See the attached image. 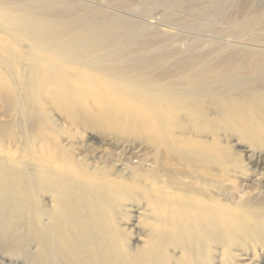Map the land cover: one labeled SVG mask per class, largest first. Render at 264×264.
Masks as SVG:
<instances>
[{"label":"bare ground","instance_id":"1","mask_svg":"<svg viewBox=\"0 0 264 264\" xmlns=\"http://www.w3.org/2000/svg\"><path fill=\"white\" fill-rule=\"evenodd\" d=\"M57 2L0 0L1 33L15 41L22 38L28 42L27 52L20 51L19 55H28L29 62L19 83H14L21 98L32 90L35 94L51 72L62 74L60 80L69 76L71 86L82 83L85 75L77 69L69 72L57 65L45 68L43 73L37 64L47 53L71 61L103 51L99 61H104L137 33V27L123 18L101 16L96 8L81 7L69 0ZM115 5L125 9L128 6L121 1ZM254 24L250 19L241 28L232 26L230 38H221L219 45L228 42L246 56L252 52L264 54V46L242 41L249 37L246 29ZM8 55L9 51L0 45V61ZM236 56L216 61L194 57L185 60L182 68L181 62L174 63L172 72L185 75L186 91L182 92L186 101L203 109L206 94H216L221 88L227 94L232 86L246 90L255 80L251 75L255 63L251 71L236 70L231 65ZM128 64L121 72H113L119 78L117 85L129 87L136 83L140 93L151 90L155 84L125 77L131 70ZM256 67L262 75L263 66ZM100 71L110 73L106 66ZM169 72L164 70L162 75ZM157 84L155 91L162 88ZM168 97L167 93L154 97L153 110L161 111ZM233 99L216 111H204L210 128L204 135L207 140L180 132L156 142L154 152L163 154L164 159L153 161V166L146 164L154 174H148L147 168L138 170L129 161L150 148L141 142L125 140L117 145L125 150V159L131 165L122 168L121 163L114 162L119 168L113 176L63 167L56 157L28 148L26 143L11 148L0 142V260L4 262L7 257L6 264H264V200H241L226 191L236 178L264 179V166L257 165L264 158H253L254 150L244 146L248 168L219 169L213 146L208 149L213 166L204 168V156L186 148L188 143L212 144L220 140L241 146L234 132L247 135L250 128L259 125L253 117L252 98L243 94ZM238 103L243 107L239 109ZM21 109L28 112L24 106ZM217 122L221 126H216ZM186 123L194 121L187 117ZM145 128L160 134L161 125L150 121ZM99 152L102 151L95 153ZM184 153L194 159L191 165L178 168L174 157Z\"/></svg>","mask_w":264,"mask_h":264},{"label":"rangeland","instance_id":"2","mask_svg":"<svg viewBox=\"0 0 264 264\" xmlns=\"http://www.w3.org/2000/svg\"><path fill=\"white\" fill-rule=\"evenodd\" d=\"M35 1L42 4L46 0ZM57 1L59 4V0ZM69 1L80 4L81 7L96 8L101 16L123 18L137 27V33L132 41H126L115 52H110L109 58L104 61H99L103 51H94L71 61L47 53L37 64L42 66L43 73L45 68L57 65L69 72L77 69L85 75L82 83L71 86L69 76L60 80L62 74L51 72L46 74L45 85L35 94L32 90L25 93L29 96L21 98L14 83H19L29 62L28 55H19L20 51L27 52L28 42L22 38L16 39L19 41L8 38L1 33L3 26L0 25V45L9 51L6 59L0 61V142L8 143L11 148H20L21 143H26L28 148L42 150L43 153L56 157L58 164L63 167L88 169L100 176H113L119 168L114 162L121 163V167L126 168L131 165L129 161L138 170V167L147 168L148 174H152L150 166H153V161L164 159L163 154L157 155L154 152L156 142L172 138L180 132L207 140L204 135L209 134L206 130L209 128L206 125L209 121L204 111H216L224 103L234 101V97L246 94L252 98V109L255 112L252 116L258 121L259 127L250 128L251 132L247 135L234 132V138L241 146H231L228 141L220 140L212 144L211 141L188 143L186 148H193L204 156V168L213 166L208 151L213 146L217 153L216 167L219 169L248 168L242 151L244 146L254 150L253 158H264V72L260 75L255 70L259 69L256 65L263 66L264 70V54L252 52L246 56L242 51L232 49L228 42L219 45L223 42L221 38H230L232 26L241 28L247 20L254 19L255 24L246 29L249 37H243L242 41L254 46H264V0ZM119 1L128 4L126 9L115 5ZM57 20L59 22L61 19ZM15 33L20 34L19 31ZM231 55H237L231 61L236 70L251 71L254 68L251 66L255 63V72H251L255 80L247 89L232 86L231 92L227 94H223L222 88L216 94H206L203 109L196 103L187 102L186 95L182 92L186 91L183 90L185 75L182 72H172L175 70L173 64L181 62L179 66L182 68L187 62L185 60L194 57L206 56L207 59L216 61L231 58ZM95 62L98 63L92 67L91 64ZM124 63H130L128 65L131 66L130 74L125 76L128 80L141 79L155 85L158 83L162 88L155 91L154 85L151 90L140 93L136 83H132L133 86L130 83L129 87L117 85L119 78L114 77L117 74L113 72H121ZM103 66L108 67L110 73L100 71ZM164 70L170 72L162 75ZM242 76L241 79H246ZM19 91L21 92L20 89ZM165 93L170 97L163 104L164 108L154 111V97ZM20 98L24 100L22 103ZM238 104L239 109L243 107V104ZM23 106L28 110L27 113H23ZM187 117H191L194 123H186ZM150 121L161 125L160 134L159 131L145 128V123ZM216 126L221 125L217 122ZM125 140L141 142L150 148L140 151V155L136 154L128 161L124 156L125 150H120L117 146ZM96 150L102 152L95 153ZM112 152L117 154L109 157L108 154ZM174 158L178 168L191 165L194 159L187 153ZM257 165L262 168L264 162ZM226 191L241 200H264V179L236 178ZM6 258L4 262H8ZM4 262L0 260V264H6Z\"/></svg>","mask_w":264,"mask_h":264}]
</instances>
